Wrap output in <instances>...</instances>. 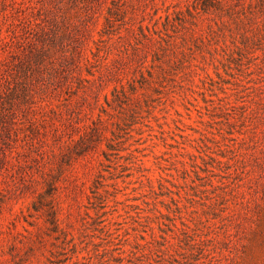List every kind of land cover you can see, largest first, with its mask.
<instances>
[{
    "label": "rangeland",
    "instance_id": "374dc122",
    "mask_svg": "<svg viewBox=\"0 0 264 264\" xmlns=\"http://www.w3.org/2000/svg\"><path fill=\"white\" fill-rule=\"evenodd\" d=\"M199 1L0 0V264H264V0Z\"/></svg>",
    "mask_w": 264,
    "mask_h": 264
},
{
    "label": "trees",
    "instance_id": "16d2710c",
    "mask_svg": "<svg viewBox=\"0 0 264 264\" xmlns=\"http://www.w3.org/2000/svg\"><path fill=\"white\" fill-rule=\"evenodd\" d=\"M226 5L227 4H226L225 0H200L195 5V9L198 10V12H204V13H220V11H222L224 9V7H226ZM111 13L114 14L115 12L111 11ZM167 20H168V22H172L173 18H167ZM55 32H56V34H55L56 37L65 38L67 35L70 34L71 30L68 26H66V27H63L62 32H57V31H55ZM191 33L195 37H201L202 36V32H200L196 28L192 29ZM246 37H248V35H246ZM162 46H163V44H162ZM68 59L71 60L72 58H68ZM109 65H110V63H107V66H109ZM28 92H29L28 85L24 82H21V83H17V85L8 94V97L9 98L20 97V99H25ZM9 117L10 116H8V118ZM103 136H104V132L102 131V129L98 125L90 126V128L87 127L84 134H82V136L76 142V145L78 146V152L80 154H82L85 151L89 150L90 147L94 146L95 141L96 140H102ZM40 199L42 201L44 200L41 197H40ZM35 204H37V201ZM49 211L51 214V221H52L54 227H57L58 220H57L56 211L53 208V206L50 207Z\"/></svg>",
    "mask_w": 264,
    "mask_h": 264
}]
</instances>
